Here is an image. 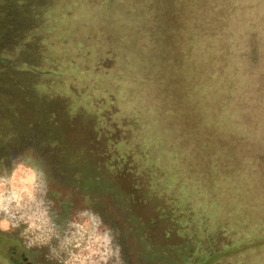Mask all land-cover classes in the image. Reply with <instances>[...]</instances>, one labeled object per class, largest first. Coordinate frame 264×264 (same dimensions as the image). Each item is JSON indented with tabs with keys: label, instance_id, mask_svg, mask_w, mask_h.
<instances>
[{
	"label": "rangeland",
	"instance_id": "374dc122",
	"mask_svg": "<svg viewBox=\"0 0 264 264\" xmlns=\"http://www.w3.org/2000/svg\"><path fill=\"white\" fill-rule=\"evenodd\" d=\"M204 1L207 7L210 4L213 6L209 10L207 8L204 14L191 7L192 0H182L179 6L164 18L165 22L169 23L168 26L174 29L169 33L171 36L169 41L161 40V43L155 41L153 44L147 35L144 37L146 40L144 43L150 49V53L154 58H159L153 59L152 63L143 65L138 70L140 73L138 77L144 78L148 85L143 89H133V93L128 95L123 103L121 99L120 110L118 104L114 102L115 98L111 96L112 107L105 111V116L103 115L104 119L106 117L105 120L109 119L111 123L117 124L118 129L122 128L125 136L122 133L118 135L113 133L109 124L104 126L99 123L100 115L95 109L100 106V112L105 110V104H100L105 97L102 96V91L95 92L92 84L88 83H85L82 89L78 84L75 89V76H82V72H85L78 68L81 63L84 65L82 58H75V65L71 63L73 59L51 63L50 60L53 61L51 57L61 52L57 41L55 44H47L48 41L43 43V48L46 47L47 50L41 53L39 45L32 44L30 47V43H27L26 49L20 51L15 58L11 57V54H4L5 46L0 44V120L2 119L0 123L3 125L4 118L9 119V122L21 120L20 113L23 110L30 116L25 106L26 93L21 89L30 86L32 88H29L30 92L39 90L37 95L33 94L35 97L38 96L39 100L38 115L32 117V123L39 129L37 133L36 129L32 130L31 142H28L23 135L8 140L7 134H11L13 128L4 126L3 137L7 139V144L10 143L8 154L12 155L14 160L23 159L44 170L48 181L47 199L51 202L52 208L54 209L57 199L60 198L74 204L75 213L69 220L75 219L76 213L85 208H91L107 216L108 218H103L105 224L118 228V233L114 230L117 233L114 244L118 242L122 246L124 249L122 253L129 264H139L135 255L138 247L130 234L127 213L123 210L122 204L112 200L108 194L95 197L96 204L91 200L89 202L88 198L84 201L82 194L75 193V187L61 176L59 167L55 166L75 160L76 170L81 156L96 153L99 159L104 160L103 165L107 174L122 173L125 165L122 157L127 148L124 144L125 139L129 140V146L134 152L127 174L132 173L139 162L148 168L157 167L153 169L156 173L149 177L148 184L141 185L132 179L131 182L127 180L132 190L140 192L136 201L141 206H134L135 216L146 223H150L151 219L160 221L161 211L157 210L155 205L158 202L157 195L161 194L162 190L168 200L172 199L179 205L186 199L187 214L194 208L199 209L195 219L197 226L214 232L219 230L217 225L221 224L220 227L227 232L225 236L222 234L219 236L216 245L205 243L201 250L202 245L198 237L200 234L186 230L182 226V220H170L168 224L153 223L149 239L153 245L158 246L154 251L156 264L165 262L171 264L176 252L184 255L183 258L180 257L184 260L182 264H264V243L256 248L248 244L231 252L227 251L221 260L217 261L221 257V252L227 250L224 245L253 235L252 232L246 231L245 222L258 225L264 223V120L261 119H264V116H261L259 111V109L264 111V49L259 50L257 46L254 53L247 52L245 46L251 45V42L248 36L243 35L232 46L231 60L221 64V48L225 36L221 38L220 36L222 22L224 25L228 15L214 22V17H218L216 15L218 9L215 6L219 0ZM263 1L259 0L257 10L259 12L264 10V6L261 5L264 4ZM220 3L222 10L226 3L224 4L223 0ZM251 3L252 0H233V4L231 2L234 8L242 4L248 6ZM61 4L65 6L63 0ZM61 4L58 3L56 11L62 20L65 12H61ZM190 12L193 15L198 14L199 22L192 21ZM235 12L243 13L239 10ZM256 13L249 9L245 17H239L238 20H258L260 17ZM69 20L71 22V18ZM210 21L216 24L213 25L215 31L211 39L206 37L208 33L202 29L207 27L206 23ZM161 28L160 26L159 29ZM60 31L61 28L59 32H54L55 40H61ZM5 38L10 47L16 44L13 35L9 34ZM77 47L80 48V45L75 44L76 50ZM94 49V46H87L84 50L92 52ZM18 61L26 62L28 71L18 72L15 67L10 66ZM87 67V77L92 79L94 74L92 64L89 66L88 63ZM63 73L69 78L62 80ZM45 83H49L48 86ZM131 85L130 88L134 87ZM106 89L107 92H111L109 88ZM126 90L127 86L121 80L118 93L124 94ZM75 95L80 98L77 99ZM30 99L35 98L29 97ZM28 103L31 106V102ZM12 104L18 111L16 116L9 111ZM132 108H138V118L143 127L135 124V119L131 121L129 119L131 115L118 119L125 115L124 113L130 114ZM78 110L80 112L75 116ZM116 113L120 115L115 116ZM256 114L261 117H257ZM74 117H77L76 120ZM92 124L93 132L99 134V138L105 139L103 147L99 148L96 144L90 143V146H94L95 153L94 149L78 151L77 140L83 144L86 142L88 144L92 140L94 136ZM257 124L258 127L254 130L253 126ZM42 130H45L46 134L40 137ZM51 136L54 139L58 138L53 139L58 143L54 144L53 148L49 143ZM50 150L52 152H49ZM138 154L143 156L142 159ZM256 156H261L259 163L253 162ZM14 167L12 164L10 172L6 174H11ZM253 167L261 172H253ZM70 168L68 167L69 170ZM81 170V173H84L87 167ZM93 170L98 175L100 185L108 187V176ZM237 177L251 182L248 183L249 190H246L245 186L242 188L249 198L243 197L227 214L226 210L225 214H221L218 211L220 199H223L222 204L225 208L233 204L234 192L231 184ZM117 182L122 183L119 180ZM208 209L213 213L208 212ZM201 214H205V217ZM232 214H238L241 218L238 215L232 217ZM202 217L204 219L208 217L209 221L204 222ZM14 230L23 231V228ZM139 232L144 235L149 231L143 229ZM11 248L15 250V247ZM114 259L115 256L110 261Z\"/></svg>",
	"mask_w": 264,
	"mask_h": 264
},
{
	"label": "trees",
	"instance_id": "16d2710c",
	"mask_svg": "<svg viewBox=\"0 0 264 264\" xmlns=\"http://www.w3.org/2000/svg\"><path fill=\"white\" fill-rule=\"evenodd\" d=\"M181 1L182 0H63L65 6H62L61 0H0V44L2 43L3 46H5V48L3 49L5 53H2L9 55L11 54V57L15 58L20 51L26 49V45H28L29 43L30 47L32 44H35L37 46L39 45L38 48L41 49V51H39L41 53L42 51L47 50L46 47L43 48V43L48 41L47 44H55L57 41V45L59 46L61 52L52 56L51 59H53V61L50 60V62L53 63L54 61L58 60L67 61L73 59L74 62L72 61L71 63L75 65V58H82V60H80L82 62L84 61V65L81 63L80 67H76L85 72H82L83 77L81 75L77 77L75 76V89H77L76 86L78 84L82 89L84 88V84L88 83L89 85L92 84L95 92H98L99 90L102 91V96L105 97H102L104 100L100 104H105V110L100 112V106L95 109L100 115L99 123L104 126L109 124L110 130L113 133H116V135L120 133L124 134L121 130V127V129H118L117 124H113L111 123V121H109V119L105 120L106 117L105 119L103 117L105 111L112 107L113 100L111 99V96L115 98L114 102L116 105L118 104L117 106L120 110L119 104H121V99L123 103V100H125V98H128V95H131L133 93V89H143L148 85V82H145L144 78L138 77L140 75L138 70L141 66L152 63L153 59L157 60L159 58H154L150 53V49H148L146 47V44L144 43L146 42L144 37L147 35L150 43L153 44H155V41L156 43H161V40H164L166 42L169 41V39L171 38L169 33H172L174 29H171V27L168 26L169 23H166L164 18L167 17L174 9H176ZM59 2L62 7H60L61 12H65V17L62 20L59 18L56 11ZM220 2L221 0H219V6H215L216 9H218V13H216L218 17H214V22H218L219 20L224 19L225 15H228V18L226 19L224 25L222 22V33L220 36V38L222 36H225L223 46L221 48V64H226L227 61L231 60L232 46L238 41V39L242 38L243 35L248 36L251 42V45L245 46L247 52L249 51L251 53H254L255 47L257 46L259 47V50H263L264 10L260 12L257 11L260 4L259 0H252V3L250 5L244 6V4H242L237 8H234L235 6H232L233 0H223L224 4H226L222 10ZM261 5L264 6V4ZM191 7L193 9L196 8L198 13L200 11L201 14H204L206 13L207 8L209 10L210 7L212 8L213 6L210 4V6L207 7L204 0H192ZM41 8H45V12ZM249 9L256 11V15L258 14L260 20H238L239 17H245V14ZM236 10L242 11L243 13H236ZM190 15L192 21L199 22L198 14L193 15L190 12ZM69 18H71V22ZM66 22H69V24H66ZM214 22H207L206 26L208 28H202L204 29V31H207V38L211 39L214 36ZM160 26L162 27L161 30L159 29ZM59 28H61V40H55L56 38L54 32H59ZM9 34L13 35V41H16V44L11 45V47L5 41V36ZM75 44H79L80 48L77 47L78 49L76 50ZM87 46H94L95 49L92 52H87L84 50ZM242 55L244 54L242 53ZM161 57H163V55ZM88 63L89 66L90 64H92V69L94 72V74H92V79H88L87 77ZM27 65L28 64L24 61H18L10 66L13 68L15 67L17 69L16 71L22 72L28 71ZM23 66H25V70H23ZM55 77L58 78V76ZM62 77V80H66L69 78L65 73H63ZM121 80H123L127 86V90L124 92V94L118 93ZM45 84L48 86L49 83ZM130 84H132L134 87L130 88ZM69 85L68 87L71 92V87ZM29 88L31 87L29 86L26 89L22 88L21 91L26 93L25 106L29 111V120L32 123V117L34 118L36 115H38L39 110V100L37 98L38 96L35 97L33 94L37 95V93H39V90L35 89L30 92ZM106 88H109L111 92H107ZM99 94H101V92H99ZM29 97L35 99L29 100ZM75 97L77 99L80 98L76 95ZM66 100L69 102L68 98ZM28 101L31 102V106L28 105ZM27 105L29 107H27ZM92 105L94 106L93 101ZM51 108L53 109L52 105ZM259 111L261 112V116H264V111L260 109ZM78 112H80V110L75 113V116ZM15 114L18 115V112H15ZM118 114L120 115V113H116L115 116H117ZM124 114L126 116L123 115L122 117H118V119L131 115L132 117H130L129 119L131 121L132 119H135V124L138 123L139 127H143V124L138 118V108H132V112L130 114ZM64 115H66V113ZM83 115L84 114L82 113V116ZM256 116L261 117L258 114H256ZM74 118L76 120L77 117ZM118 119L116 120L118 121ZM261 119L264 120L263 118ZM90 123L93 122L90 121ZM257 127L258 124L253 126V129L256 130ZM35 128H37L36 131L39 129L37 125L32 123V130ZM92 133L94 136L88 144L87 142L86 144H83V142L77 140L78 151H86L87 149L89 151H92L94 149L93 152L95 153V148L94 146H90V143L96 144L99 148L103 147L105 139L103 137L99 138V134L93 132V124ZM53 139V136H51V138L49 139L51 148L54 147V144L58 145V143L56 141H53ZM55 139L58 140V138ZM96 139H98V141H96ZM37 140H39V137ZM6 142L7 139H4L2 137L0 138L1 145H5ZM124 142V144L127 145V148L126 150L124 149L125 151L123 150L124 155L122 157V160L124 159L125 165L121 172L125 174L118 172L107 174V171L105 170V167L103 165L104 160L101 158L99 159L96 153H87L81 156L78 163L79 167L78 169L76 168V170L74 162L75 160L72 162H62L60 163L61 166H57L55 164V166L59 167L58 170L61 176L64 177L65 180H68L69 183L75 187V193L82 194L81 197L82 199L84 198V201L88 198L89 202L91 200L92 203L96 204L95 197L101 194H108V196L112 200H115L119 204H122L123 210L127 213L126 217L129 223L130 234L133 236L136 242L135 244L138 247L137 253H135V255L138 258L139 264L157 263L154 251L158 246L153 245V243H151L149 239V234H151V226L153 223L165 222L166 224H168L170 220L177 221L180 219L182 220V226L186 230H189L190 232L193 231V233L195 232V234H197V232L198 234H200L198 237H200L199 242L202 245L201 250H203L205 243H207V245H216L219 236L221 234L224 236L225 234H227V232H225V230L220 227L221 224L217 225L219 230H216L214 232L213 230H208L202 228L201 226H197L198 223H196L195 219L197 217L196 213H198L199 209L194 208L191 210L190 214H187V212L185 211V207L187 204L186 199L181 202L182 205H179L176 203V201H172V199L168 200L165 196L166 194H163L164 192H162V190H160L161 194L157 195L156 200L158 202L155 205V207H157V210L161 211L160 221L151 219L150 223H146L145 221H142L140 218H138V216H135L136 214L134 215V206L140 205V203L136 201L137 194H139L140 192L132 190L127 180L131 182L132 179V181L137 182L141 185L143 183L148 184L149 177L153 173L154 175L156 173V171L154 172L153 169L157 167L151 166L148 168L145 167L144 164L140 165L139 162L133 169V172L127 174V170H129L128 165H130L133 161L134 152L133 150H131V146H129V140L125 139ZM49 152L52 151L50 150ZM140 157L142 159L143 156L140 155ZM260 158L261 156H256V160H253V162L259 163ZM68 167L70 168V170L68 169ZM80 167H87V170L84 173H81L82 170ZM93 169H95V171L105 173V175L108 176V187L105 188L100 185L98 175L94 173ZM252 171L261 172L259 169L256 170L254 167L252 168ZM152 179H154V177ZM118 180L122 183L117 182ZM248 183L250 184L251 182L249 180L238 179V177L235 179V181L231 184L232 190L234 192V198L232 199L233 204L230 207L225 208L222 204L224 202L223 199H220L219 203L222 206L220 205L219 207V213L225 214L226 210L227 214L229 209L236 206V204L240 202L243 197L249 198V195H247L246 192L242 190L244 186L246 190H249ZM136 187H138V185ZM123 188H125V191H123ZM59 193L61 197V192ZM122 198H126V200H123ZM167 203H169V205H166ZM55 205L56 206L54 207V212L61 221H69V219L75 213V210L73 209L74 204L72 202L69 203L66 200L60 198L57 199ZM214 208L215 207H212V209ZM208 212L213 213L211 209H208ZM170 215L172 216V218L169 219L168 217H171ZM201 215L204 216L205 214ZM234 215L232 214V217ZM101 216L103 218H108L107 216H103V214H101ZM204 217H202L204 222L205 220L209 221V219H207L208 217L205 219ZM244 225H246L247 227L246 231L252 232L253 235L249 237L244 236L245 238L238 239L237 242L233 241L229 245H224L223 247H226L227 250L221 252V257L217 261H220L222 256H224L227 251L231 252L234 249L240 247L242 248L243 246H246L248 244L253 245L252 248L260 247L263 245L264 223L258 225L247 224V222H245ZM23 227H21V229ZM111 228L113 230H116L118 233V228H114L113 226ZM143 229H148L149 232L141 235L139 230L142 231ZM21 232L22 230L0 232V264H57V261L55 259H48L47 247L34 246L32 248H27L25 238L20 235ZM250 237H252L253 240H251ZM116 244H118V242H116ZM11 247H15V250ZM121 247L122 246H120L119 253L120 260L123 262V264H129L127 258L125 260V257L122 253L124 249ZM183 256L184 255L178 254L176 252L174 255V260L171 264H182V262L184 261L182 259ZM180 257L182 258L180 259ZM65 258H67L66 254ZM109 264H116V257L112 261L109 260Z\"/></svg>",
	"mask_w": 264,
	"mask_h": 264
},
{
	"label": "clouds",
	"instance_id": "9594fccd",
	"mask_svg": "<svg viewBox=\"0 0 264 264\" xmlns=\"http://www.w3.org/2000/svg\"><path fill=\"white\" fill-rule=\"evenodd\" d=\"M13 164L11 174L0 175V231L24 226L26 247H47L48 259L57 264H109L114 256L123 264L120 245L114 244L117 233L100 213L85 208L73 220H59L47 199L44 170L23 159Z\"/></svg>",
	"mask_w": 264,
	"mask_h": 264
},
{
	"label": "flooded vegetation",
	"instance_id": "af4514ba",
	"mask_svg": "<svg viewBox=\"0 0 264 264\" xmlns=\"http://www.w3.org/2000/svg\"><path fill=\"white\" fill-rule=\"evenodd\" d=\"M27 110V108H26ZM9 111L11 114H13L14 116L16 115L15 112L17 113V109H16V106L14 104L10 105L9 106ZM28 111V110H27ZM29 112V111H28ZM20 116H21V120L19 121H8L7 119H3L4 122L3 125L0 123V138H4L6 139L5 137H3V134L4 133V126H12L13 128V131L11 132V134H7L8 136V140L12 139V138H19V136L23 135L24 139L27 138V140H29L28 142H31V133L33 132L32 131V123L31 121L29 120V117L28 114L26 113L25 110H23L21 113H20ZM7 120V121H6ZM2 121V119L0 120V122ZM5 122H8L6 125ZM36 125V124H35ZM37 129V128H35ZM34 130V129H33ZM37 133V131H36ZM46 134V131L45 130H42L40 132V137L44 136ZM25 140V141H27ZM8 142H6L5 145H1L0 144V171H1V174H6L8 171L10 172L11 170V165L13 164V156L12 155H9L8 151H9V147H10V143L7 144ZM27 148V146L25 147ZM8 150V151H7ZM52 211L54 212V209L52 208ZM55 213V212H54Z\"/></svg>",
	"mask_w": 264,
	"mask_h": 264
}]
</instances>
